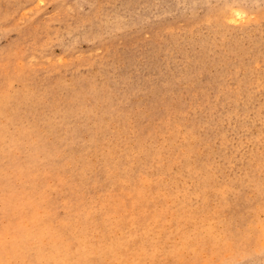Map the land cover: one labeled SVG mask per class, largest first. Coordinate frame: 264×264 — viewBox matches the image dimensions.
I'll use <instances>...</instances> for the list:
<instances>
[{
  "label": "rangeland",
  "instance_id": "rangeland-1",
  "mask_svg": "<svg viewBox=\"0 0 264 264\" xmlns=\"http://www.w3.org/2000/svg\"><path fill=\"white\" fill-rule=\"evenodd\" d=\"M0 264H264V0H0Z\"/></svg>",
  "mask_w": 264,
  "mask_h": 264
},
{
  "label": "bare ground",
  "instance_id": "bare-ground-1",
  "mask_svg": "<svg viewBox=\"0 0 264 264\" xmlns=\"http://www.w3.org/2000/svg\"><path fill=\"white\" fill-rule=\"evenodd\" d=\"M237 11V10H236Z\"/></svg>",
  "mask_w": 264,
  "mask_h": 264
}]
</instances>
